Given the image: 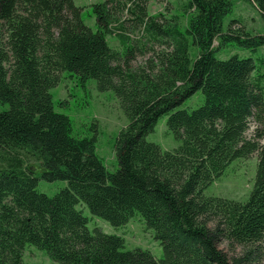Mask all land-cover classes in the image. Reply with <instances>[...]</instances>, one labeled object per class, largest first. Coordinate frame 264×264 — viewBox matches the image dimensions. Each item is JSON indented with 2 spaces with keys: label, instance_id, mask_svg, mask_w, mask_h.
I'll return each instance as SVG.
<instances>
[{
  "label": "trees",
  "instance_id": "trees-1",
  "mask_svg": "<svg viewBox=\"0 0 264 264\" xmlns=\"http://www.w3.org/2000/svg\"><path fill=\"white\" fill-rule=\"evenodd\" d=\"M244 1L264 21V0ZM112 2L93 6V32L72 0H0V103L7 105L0 111V264H23L26 246L56 264H258L264 77L252 57L217 56L227 47L256 51L264 36L246 32L238 19L224 27L235 0H187L183 30L173 19L146 18L136 4L140 12L130 13L145 41L133 42L123 26L114 27ZM107 35L121 47L111 48ZM149 43L150 57L134 68L131 61ZM61 73L82 85L95 80L98 91L119 100L127 125L115 140L114 172L98 157L96 137L74 136L71 120L55 111L50 90ZM198 91V108L179 109ZM163 116L179 142L172 151L146 140ZM250 120L254 135L247 138ZM254 153L245 202L204 196L232 162ZM27 162L39 164V177ZM39 179L67 185L48 196L38 190ZM78 205L113 227L138 214L162 258L125 250L122 237L99 228L90 231Z\"/></svg>",
  "mask_w": 264,
  "mask_h": 264
},
{
  "label": "rangeland",
  "instance_id": "rangeland-1",
  "mask_svg": "<svg viewBox=\"0 0 264 264\" xmlns=\"http://www.w3.org/2000/svg\"><path fill=\"white\" fill-rule=\"evenodd\" d=\"M74 5L81 10L83 23L93 32L97 30L96 17L93 13L95 4L103 3L105 0H72ZM187 0H113L110 7L116 18L114 27L123 26L124 33L130 34L133 42L142 40L137 38L142 30V25L136 22L135 5L143 10L146 18L156 16V21L161 24L174 23L176 20L180 30L188 25L189 14L185 12L184 5ZM134 11L136 14H131ZM234 19L243 23L246 32L252 35L264 36V21L259 12L244 0H235L232 11L224 21V27ZM113 27V28H114ZM116 31V30H115ZM145 37V36H144ZM143 42L145 41L142 40ZM106 42L112 48L119 49L120 43L115 37L106 36ZM137 49L141 48L138 43ZM216 45V44H215ZM147 44L143 54L136 53L130 65L139 67L150 57L152 51ZM154 51H161L158 44L153 45ZM192 48V54H195ZM238 55L240 58L252 57L257 65L258 75L264 77V47H258L256 51L243 50L237 47H227L221 52L218 58H226L231 55ZM263 85H264V80ZM54 109L56 112L66 115L72 123L74 136L96 137V153L102 160L105 168L109 172H114L118 166L114 152L115 140L121 130L127 125V118L124 115L119 100L112 91L100 92L96 87L95 80H89L82 85L77 78L68 73H61L59 83L50 90ZM203 102L201 92H196L192 97L184 101L179 109L193 110L198 108ZM7 109V105L0 103V111ZM166 116L161 117L153 133L146 137L148 142L157 144L164 151H172L179 146L173 135L166 127ZM255 123L250 120L246 137L252 138L254 135ZM264 143V138L261 144ZM27 166L35 170V175L40 176L41 168L38 163H26ZM257 167V153L250 155L247 159H240L232 162L224 171L222 176L215 180L203 192L204 196L220 197L237 202H245L251 192L255 172ZM66 182H46L39 179L38 190L48 196H53L58 191L66 187ZM88 219V229L99 228L102 232L110 235L120 236L124 240L125 250L140 248L148 250L156 259L162 258V250L158 241L153 238V231L145 228L141 217L136 214L126 225L113 227L108 222L92 216L83 205L76 207ZM222 248L224 246L222 245ZM261 256L258 264H264V239L260 244ZM23 264H56L51 262L44 252L37 250L33 246H26L23 256Z\"/></svg>",
  "mask_w": 264,
  "mask_h": 264
}]
</instances>
